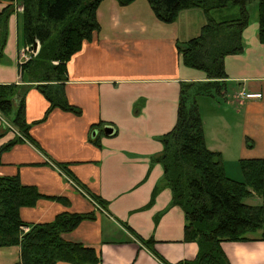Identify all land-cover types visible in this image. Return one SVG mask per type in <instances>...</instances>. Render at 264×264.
<instances>
[{
	"label": "crops",
	"instance_id": "crops-1",
	"mask_svg": "<svg viewBox=\"0 0 264 264\" xmlns=\"http://www.w3.org/2000/svg\"><path fill=\"white\" fill-rule=\"evenodd\" d=\"M7 5L0 2V13ZM254 5L243 32L244 52L225 58L231 85L227 98L198 100L207 146L222 155L226 174L236 181L244 179L240 161L264 159V44L258 39ZM21 11L15 7L8 22L0 84L21 81ZM185 13L204 15L200 9H189L166 23L145 0L128 6L117 0L101 3L100 30L67 66L66 95L82 116L55 109L45 120L49 102L35 88L29 89L26 120L40 150L25 142L2 157L0 176H17L45 196L35 207L21 210L22 220L40 224L62 213L94 214V220L63 238L96 249L103 264H161L124 224L141 238L155 241L156 251L170 264L194 260L198 254L196 243L185 242L184 213L172 205V192L163 184L164 169L156 161L164 149L160 138L177 123L181 84L207 80L204 72L186 67L177 50L185 29L179 19ZM242 92L246 99L240 98ZM1 118L0 148L17 136L12 127L3 133ZM100 123L115 133L99 136L97 144L90 134ZM57 164L67 165L82 191L104 200L108 212L74 188ZM244 202L264 206V196L254 193ZM222 248L232 264H264L263 241L228 242ZM20 257L19 247L0 248V264H17Z\"/></svg>",
	"mask_w": 264,
	"mask_h": 264
},
{
	"label": "trees",
	"instance_id": "trees-1",
	"mask_svg": "<svg viewBox=\"0 0 264 264\" xmlns=\"http://www.w3.org/2000/svg\"><path fill=\"white\" fill-rule=\"evenodd\" d=\"M103 1L0 0L8 3L0 13V60L4 58L8 22L15 7L22 10V45L34 50L40 44L38 53L20 66V83L0 84V116L19 134L0 148V165L3 155L18 144L28 142L40 150L26 120L25 99L29 89L35 88L49 102L45 120L55 109L82 116V110L72 105L66 95L67 66L84 43L91 41L100 30L97 13ZM117 1L121 6H128L136 0ZM148 2L162 22L173 23L182 11L195 8L207 17L199 36L177 43L184 65L204 72L207 80L181 84L176 126L160 138L164 149L156 158L164 169L163 184L172 192V205L184 213L185 242L198 245L194 260L177 264H232L222 248L223 243L264 242V206L244 202L254 193L264 195V159L240 161L244 180L230 178L222 155L207 146L198 100L207 97L221 102L227 98L231 85L225 58L244 52L243 32L250 22L248 6L252 2H258V39L264 44V0ZM236 10L237 15L232 18H215L218 13ZM2 131L10 132V128L3 123ZM102 135H105L103 124L93 125L90 141L99 144L98 137ZM57 167L82 187L67 165L57 164ZM87 193L96 207L108 212L104 200ZM44 197L36 187L23 185L17 176H0V248L19 247L21 257L17 264H103L96 249L63 238L83 222L94 220V214L62 213L52 222L40 224L22 220L21 210L35 207ZM124 226L161 264H170L156 251L155 241L145 240ZM26 227L28 232L23 231Z\"/></svg>",
	"mask_w": 264,
	"mask_h": 264
},
{
	"label": "rangeland",
	"instance_id": "rangeland-1",
	"mask_svg": "<svg viewBox=\"0 0 264 264\" xmlns=\"http://www.w3.org/2000/svg\"><path fill=\"white\" fill-rule=\"evenodd\" d=\"M104 1H106V0H104ZM145 1L149 5L148 0H145ZM255 3L257 4V8H256L257 10H256V13L254 14V17L256 18V16H257V18H258V2H252L249 5V12H250L251 16H253V12H254L253 8L255 7V5H254ZM204 15L203 14H200V13H185V14H182L180 16V19H179L180 26L182 28H185L184 29V32H182L180 34V40L182 42H184L183 40H185L189 35H193L192 38L197 37V36L200 35V32H201L200 31L201 30V27L200 26L202 24V21H204V23H203L202 26H204L207 23V19L204 18L205 17ZM233 15L234 16L237 15V10L236 11H226V12L218 13V14H216L215 18L217 20H225V19L232 18ZM21 31H22V26L20 24V45H22V43H21V40H22V38H21ZM197 33H198V35H196ZM38 45L40 47V44H38ZM24 50L26 51V47L24 48Z\"/></svg>",
	"mask_w": 264,
	"mask_h": 264
},
{
	"label": "built area",
	"instance_id": "built-area-1",
	"mask_svg": "<svg viewBox=\"0 0 264 264\" xmlns=\"http://www.w3.org/2000/svg\"><path fill=\"white\" fill-rule=\"evenodd\" d=\"M28 48H29V49H28V50L26 49V51L23 52V53L21 54V57L19 58V64H20V65L25 64L27 61H29V59H30V57H31L32 55H36V53H37V51L34 52V50H32L30 47H28ZM247 97H248V95H247V93H245V92H242V93L240 94V98H241V99H246ZM0 117H1V116H0ZM1 119H2V118H1ZM2 121H3L8 127H10V125H9L8 123H6L3 119H2ZM14 132H15L17 135H19L17 131L14 130ZM67 180H68V182H70V184H71L74 188H76L80 193H83L85 196H87V197L89 198V196L86 194V192H83V191H82V188H81L80 186H78V185L76 184L75 181H73V180H71V179H69V178H67ZM97 208L100 209L99 207H97ZM23 231H24V232H28V231H29V228H28V227L23 228Z\"/></svg>",
	"mask_w": 264,
	"mask_h": 264
},
{
	"label": "water",
	"instance_id": "water-1",
	"mask_svg": "<svg viewBox=\"0 0 264 264\" xmlns=\"http://www.w3.org/2000/svg\"><path fill=\"white\" fill-rule=\"evenodd\" d=\"M37 48H38V46H37V44L35 45V51L37 50ZM115 130H114V128H112V127H106L105 129H104V133H105V135H108V136H111V135H113L115 132H114Z\"/></svg>",
	"mask_w": 264,
	"mask_h": 264
}]
</instances>
